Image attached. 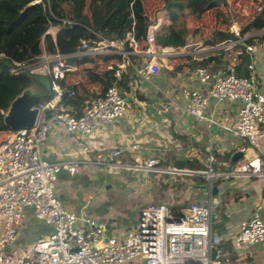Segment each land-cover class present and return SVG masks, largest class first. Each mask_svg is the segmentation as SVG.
<instances>
[{"label": "built area", "instance_id": "1", "mask_svg": "<svg viewBox=\"0 0 264 264\" xmlns=\"http://www.w3.org/2000/svg\"><path fill=\"white\" fill-rule=\"evenodd\" d=\"M263 11L264 0H256V14ZM54 26L47 33L55 37ZM157 30V24L149 25L148 46L144 50L149 58L141 66L134 65L136 72L146 80L161 72L162 56L168 51L158 49L155 41ZM232 31L240 36L239 30ZM96 35L98 39H82L72 54H49L44 49L32 62L12 60V73L27 69L38 72L41 69L49 75L54 94L41 102L34 126L16 129L0 143V264H131L134 261L142 264H224L223 242L228 240L239 249L264 241V220L258 211L237 228L222 232L214 230L221 214L212 197L190 201L180 215H176L166 204L149 203L140 209L138 223L123 233L110 231L104 221L94 216H80L66 207L56 186L62 170L78 173L90 166H110L154 172H185L181 168L162 166L157 157L135 163L89 158L50 161L44 157V145L57 123L64 124L68 132L89 136L99 123L131 114V95L118 84L123 77V65L115 68V81L104 93L84 100L81 114L71 112L60 104L64 94L61 81L74 78L77 69L68 61L70 56L105 54L111 49L121 51L116 40ZM129 38L135 40L131 35ZM245 38L240 36L225 41L219 47H233ZM247 49L253 55L256 46L247 44ZM128 53L125 52L126 55ZM248 68L250 74L242 76L232 68L213 71L201 64L197 66L196 73L201 82L210 84L212 97L241 102L232 132L246 145L257 147L264 139V81L255 60H251ZM69 95L73 96L74 92ZM185 96L189 100V113L206 119L204 108L208 103L207 95L198 89H189ZM49 110H54L51 115H48ZM113 153L117 155L119 152L115 150ZM261 154L238 161L230 170H216L212 166L216 157L210 153L209 168L192 172L209 180L231 176H257L264 180V157ZM29 211L51 225L53 231L21 245L20 230L25 226Z\"/></svg>", "mask_w": 264, "mask_h": 264}, {"label": "crops", "instance_id": "2", "mask_svg": "<svg viewBox=\"0 0 264 264\" xmlns=\"http://www.w3.org/2000/svg\"><path fill=\"white\" fill-rule=\"evenodd\" d=\"M146 8L153 20L152 24H157L158 28L162 23L171 22L165 0L161 10H149L147 4ZM53 28L57 34L61 25ZM117 44L121 51L111 49L105 54L86 55L121 54L125 58L123 63L114 66L101 60L78 65L69 61L70 57L76 55L70 56L68 61L76 65L77 69L74 78L64 80V83L77 85L81 94L94 99L111 81L112 70L123 65V73L129 75L130 82L124 87L121 85L122 77L118 84L131 95V114L99 123L89 136L68 132L64 124L57 123L44 145V157L50 161L89 158L127 163L157 157L162 166L181 168L185 172L125 170L127 168L110 166H90L78 173L62 170L58 174L56 186L66 207L80 216H94L104 221L109 230L116 233H123L128 227L136 225L140 209L152 202L166 204L173 212H182V208L190 201L212 197L221 214L220 220L214 224L217 232L237 228L255 211L264 220L263 179L257 176H231L209 180L192 172L209 168L210 153L216 157L212 164L216 170H230L238 161L252 158L257 153H262L264 157V139L257 147L248 146L232 132L231 128L239 117L241 102L212 97L210 84L201 82L197 76V66L201 65V61L207 62L209 56L217 54L219 45L212 46L202 39H196L193 44L198 45L193 49L187 48L188 43L158 47L160 51L173 49L174 52L163 53L161 72L151 80H146L134 67L148 60L145 49L132 39L130 44L133 50L125 49L119 41ZM225 49L231 50L232 47L223 48L221 61L207 62L211 70L233 69L236 65L237 52L232 49L236 55L231 57L230 51ZM125 52H129L128 55ZM252 59L264 81L263 45L257 44ZM189 89H198L207 95L208 103L204 108L206 119L187 110L189 100L185 92ZM60 104L71 112L81 110L75 96L69 95ZM115 150L119 152L117 155L113 153ZM238 151H244V157L234 161L233 156ZM39 221L41 227L37 233L30 234L21 228L19 244H28L40 235L53 231L51 225ZM222 246L224 264H264V241L238 249L227 240Z\"/></svg>", "mask_w": 264, "mask_h": 264}, {"label": "trees", "instance_id": "3", "mask_svg": "<svg viewBox=\"0 0 264 264\" xmlns=\"http://www.w3.org/2000/svg\"><path fill=\"white\" fill-rule=\"evenodd\" d=\"M166 8L171 20L162 23L156 32V45L161 48L180 46L187 43V25L182 16L188 11L196 17H202L206 12L217 9L219 4L214 0H165ZM254 25L264 27V11L254 16ZM153 23L145 0H0V143L8 138L14 131L4 120L12 101L16 96L30 87H40L46 79L50 83V76L43 72L27 69L21 73H12L10 66L12 60L19 62H32L40 56L44 49L49 54L60 52L71 54L75 52L82 39H98L96 33L111 40L122 43L127 50H133L129 36H133L141 48L148 46L147 33L149 25ZM61 25L56 36L47 33L51 26ZM243 33V31H241ZM240 36L230 29L212 28L206 43L218 46L225 41L238 39ZM264 39V35L261 37ZM255 37H246L232 47L237 52L238 62L233 69L242 76L250 74L248 64L252 54L247 44H254ZM223 48L217 54L209 56L207 62L221 61ZM134 56V55H133ZM132 56V58H133ZM118 66L125 61L121 54H106L96 57L90 55L70 57L69 61L83 65L90 61H101ZM202 62V65H207ZM105 86L102 93L112 84ZM63 100L70 92H74L76 100L83 111L86 94H81L77 85L65 84ZM130 77L125 72L121 85L127 87ZM80 93V94H79ZM50 91L46 99L53 96ZM52 111L49 110L48 115ZM176 215L182 214L174 211Z\"/></svg>", "mask_w": 264, "mask_h": 264}, {"label": "rangeland", "instance_id": "4", "mask_svg": "<svg viewBox=\"0 0 264 264\" xmlns=\"http://www.w3.org/2000/svg\"><path fill=\"white\" fill-rule=\"evenodd\" d=\"M146 4L149 10L156 9L157 11L161 10L164 6V0H145V5ZM256 15V0H222V3L219 4L217 9L206 12L202 17H196L186 11L181 20L185 22V25L188 27L186 35L188 43L187 48H195L198 45L193 44L196 39L206 41L212 28L239 30L241 37L254 36V44L256 46L257 44L264 46V39L261 38L264 35V27H258L253 23V18ZM241 31H243V33ZM231 50L229 49L226 51H230L231 57H233L236 53ZM167 52H174V50L170 49V51ZM261 63L263 62L261 61ZM44 84L45 85H41L42 88L40 90L43 94H46L50 86L48 79H46ZM35 87L37 88V85ZM40 227L39 219L35 217L32 211H29L23 230L30 234H34L39 231ZM131 264L142 263L135 261Z\"/></svg>", "mask_w": 264, "mask_h": 264}, {"label": "water", "instance_id": "5", "mask_svg": "<svg viewBox=\"0 0 264 264\" xmlns=\"http://www.w3.org/2000/svg\"><path fill=\"white\" fill-rule=\"evenodd\" d=\"M216 3L221 4L222 0H214ZM38 72H43L41 69ZM45 85V84H41ZM42 87H30L24 90L21 94L16 96L12 101L8 111L4 116L5 123L13 130L20 128H30L35 125L39 113L40 104L46 99V96L51 91L48 88V93L43 94ZM244 157V151H238L234 154L233 160L238 161Z\"/></svg>", "mask_w": 264, "mask_h": 264}]
</instances>
